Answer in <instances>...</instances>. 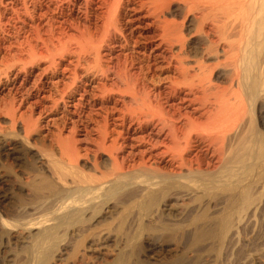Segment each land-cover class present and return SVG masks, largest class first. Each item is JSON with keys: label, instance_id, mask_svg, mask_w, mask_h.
I'll return each mask as SVG.
<instances>
[{"label": "bare ground", "instance_id": "6f19581e", "mask_svg": "<svg viewBox=\"0 0 264 264\" xmlns=\"http://www.w3.org/2000/svg\"><path fill=\"white\" fill-rule=\"evenodd\" d=\"M5 91L17 264H264V0H0Z\"/></svg>", "mask_w": 264, "mask_h": 264}, {"label": "rangeland", "instance_id": "374dc122", "mask_svg": "<svg viewBox=\"0 0 264 264\" xmlns=\"http://www.w3.org/2000/svg\"><path fill=\"white\" fill-rule=\"evenodd\" d=\"M42 67L43 66H39L36 70H35V73H37L38 72V70L40 71L41 69H42ZM152 68H153V70H152ZM150 69V70H149ZM149 69H145L146 70V72H145V70H144V72L146 73L145 75H146V77L149 79V81L151 82H148L147 84H148V86H150L151 88H163V85L164 84H166L165 82H168L167 80H170L171 78H172V74L165 68V67H151V68H149ZM156 69V70H155ZM148 70V71H147ZM151 71H154V73H152ZM149 74H152V76H153V78L151 77V75H149ZM149 76V77H148ZM150 83V84H149ZM160 86V87H159ZM8 88H10V87H8ZM6 94H7V92L5 91L4 93H2L0 96H6ZM36 112H38V110L36 111ZM46 116H49L48 115V113H45L44 114V117H46ZM6 118H8L6 115H4V114H1L0 115V125L3 127H1L0 126V132L1 133H3V137H1L2 136V134H1V136H0V141H3L5 138H6V135L8 136L9 135V132L8 131H10L9 130V128H7V127H9L8 125H9V123H8V119H6ZM51 118H54V117H51ZM42 123V122H41ZM3 124V125H2ZM41 125H43V124H41ZM17 127H19V128H17L18 129V133L20 134L19 136H21L22 135V130L20 129V126H17ZM41 131L43 130V128H41L40 129ZM7 133V134H5V133ZM51 133L50 132H43V134H42V140H43V145H45V146H48V142H49V140H51L50 138H51V135H50ZM10 136H12L11 134H10ZM9 137V136H8ZM4 162V163H3ZM4 164V166H3V164ZM10 163V164H9ZM15 164V165H14ZM2 166V167H1ZM4 167H5V169H4ZM19 166H17V164L16 163H14V162H9L8 160H5V159H3V161L2 162H0V176L1 175H3L4 173L6 174V175H10L11 174V176H13V175H15L18 171H19V169H20V167L18 168ZM7 168V169H6ZM8 168H10V169H8ZM3 169H4V172H3ZM15 169H18V170H15ZM2 170V171H1ZM10 170V171H9ZM12 170H13V173H12ZM3 172V173H2ZM4 188V189H3ZM8 187H7V185L6 184H0V197H2V196H6L5 194H8V189H7ZM4 190V191H3ZM2 195V196H1ZM9 205H8V203H7V201H5V202H0V214H1V212H2V214H1V216L2 217H4V218H6L5 216H6V214H8V211H7V207H8ZM6 208V209H5ZM4 209V210H3ZM71 230L73 231L72 232V234H71ZM78 229H76V231H75V229H70V230H68V232L69 233H67L68 234V239L65 237L64 239H66L65 241L66 242H64V244H63V242L61 243V248H62V250H61V252L59 251V254H58V252L57 253H55L56 255H54V259H52L50 262V264H74V262H73V260L71 261H69V259H70V255L68 254V253H70L71 254V249H72V246H73V244L74 243H71L70 244V241L72 240V237L74 236H76V233H78V231H77ZM26 231H28V230H24L23 232H22V230L20 231V229L19 230H17L16 232L17 233H15L14 231H10L9 232V235L7 236V235H1L2 237H0V264H17V262H19L20 261V259L21 258H23L24 257V249H23V247L25 248V247H27L28 245H29V243L31 242V240H30V242H29V238L31 239V234H33L32 232H36V230L35 229H33L32 231H29L30 232V234L28 233V232H26ZM19 232H21V233H19ZM75 233V234H74ZM74 234V235H73ZM15 235V236H14ZM28 235V236H27ZM70 235V236H69ZM5 236V237H4ZM30 236V237H29ZM7 237H10V238H7ZM73 237V238H74ZM70 239V240H69ZM28 243H27V242ZM72 241H74V240H72ZM71 241V242H72ZM65 243H67V246H68V248H67V246H66V244ZM70 245H69V244ZM28 244V245H27ZM62 244H63V247L65 248V249H63V247H62ZM17 245V246H16ZM19 245V246H18ZM26 245V246H25ZM85 244H83V246H84ZM86 245H88L87 243H86ZM85 245V246H86ZM84 246V247H85ZM19 247V248H18ZM82 247V246H81ZM81 247H79V249L81 248ZM83 248V247H82ZM21 249H23V250H21ZM21 250V251H20ZM64 250H65V252H64ZM16 252H17V254L19 255H17L16 254ZM67 252V253H66ZM234 253V252H233ZM232 252H231V258L233 257V259H230V256H227V257H220V260L218 261L217 260V262H218V264H231V263H234L235 264V261H236V256H235V253L233 254ZM15 254L17 255L16 257H15ZM60 254H62V256L60 255ZM64 254V255H63ZM66 254V255H65ZM235 256V258H234V256ZM65 256L67 257V258H69V259H66V260H68V262L65 260ZM19 257V258H18ZM56 257H58V258H56ZM62 257V258H61ZM229 257V258H228ZM56 258V259H55ZM226 260H228L229 262H226L225 261V259ZM72 259V258H71ZM97 259V258H96ZM91 259L90 261H91V263L92 264H99V260L100 259ZM223 259V260H222ZM235 259V260H234ZM231 260V261H230ZM64 261H65V263H64ZM87 261H89L88 259H87ZM234 261V262H233ZM13 262V263H12ZM251 264L253 263V264H261V262L259 261V260H257V261H255V262H250ZM48 264V263H47ZM76 264V263H75ZM77 264H79V263H77ZM217 264V263H216ZM236 264H238L237 263V261H236Z\"/></svg>", "mask_w": 264, "mask_h": 264}]
</instances>
